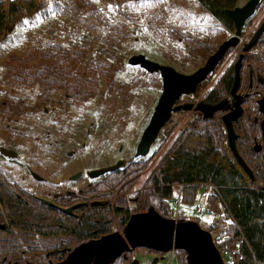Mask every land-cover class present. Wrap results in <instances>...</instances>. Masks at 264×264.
Returning a JSON list of instances; mask_svg holds the SVG:
<instances>
[{"label": "trees", "instance_id": "16d2710c", "mask_svg": "<svg viewBox=\"0 0 264 264\" xmlns=\"http://www.w3.org/2000/svg\"><path fill=\"white\" fill-rule=\"evenodd\" d=\"M52 1L64 17L73 13L75 17H81L86 25L69 28L70 38L65 42H59L47 37L52 27L51 20L58 21L59 16H62L48 17L50 2L3 0L0 2V51L7 50L9 43L21 45H18L13 52L23 51L27 45L37 44L39 47L45 46L42 49L48 56L49 53H54L53 58L59 59L58 52L63 49L62 44L73 47L77 44L79 46L75 47L74 56L81 54L83 57V49L91 47L90 43L87 44L89 31L99 30L103 32L102 48L92 54L93 60L96 59V54L99 55L100 70L109 62L112 64L116 58L115 49H122L120 45L124 44L123 39L127 37L131 43L140 45L139 51L144 52L151 59L163 64H172L178 70L189 69L187 71L192 72L220 44L217 42L219 36L215 33L219 27L210 24L222 18L228 20L227 25L232 23L228 15L215 11V8L221 6L231 8L237 3V0ZM262 3L264 0H261L256 12ZM168 7H175L180 16L175 17L167 12ZM251 17L253 15L246 21L247 26L251 22ZM187 18L195 20L193 26L196 28L195 31L183 28L184 24L178 21ZM231 30H234L233 26ZM262 40L264 33L259 41ZM143 43L145 46L142 47ZM149 46L155 47L154 50ZM110 49L113 53H110ZM71 51L72 47L65 49L63 59L65 62L67 60V64L70 58L68 53ZM13 52L9 53L12 57ZM254 56L252 52L247 54L248 59ZM263 56L264 54H258L260 61H263ZM43 57L49 67L50 56ZM126 61L128 60L124 62L127 63ZM112 70L114 75L119 74L115 67ZM158 73L160 72L152 74ZM233 80L230 67L218 77L204 99L210 102L219 101L228 93ZM255 96L257 95L248 98L247 110L234 125L239 134L236 141L238 152L254 172L253 178L233 156L232 148L227 142L224 122L219 114L216 112L212 117H204L200 112H193L190 124L176 133L156 166L148 173L142 190L137 191L132 198L126 195L138 178V174L150 163L153 154L170 138L169 133L158 140L156 149L151 153L145 156L134 155L128 163L108 174L100 175L92 185L87 186L81 200L88 203L76 208L79 212L78 216L67 215L64 233L60 224L37 225V231L42 234L38 236L34 233L32 237L21 241L25 251L21 252L23 259L20 264H58L80 243L113 231L111 223L116 216H122L120 226L123 228L131 213L145 211L149 205H154L159 214L174 217L170 200L180 194L182 204L195 202L196 193L202 185L211 188V191L205 195L206 206L212 209L217 203H221V207L228 214L229 221L221 215L209 226L207 225L209 230L226 229L229 238L227 245L220 246L219 241L217 244L221 251L226 247L234 249L236 251L234 264H264V149L255 150L253 144L254 137L262 134L257 120L253 118L255 114L259 118L261 116ZM91 97L92 95H89V99ZM116 193H119L118 197L116 196V202L112 204L110 201ZM103 199H107L108 203L91 204L93 200ZM131 202H134V207L130 206ZM42 208L39 209L41 219L44 217ZM218 210L219 208H215V211ZM53 214L60 212L51 209V219ZM175 214L177 218H186L183 207L175 210ZM48 235L52 238L47 239ZM61 245L67 247L64 253L59 251ZM142 249L163 254L152 248L142 247ZM54 250L56 256L52 252ZM49 251L52 253L47 256ZM172 253L178 258L177 264H186V253L182 248L174 249ZM131 254L132 252L127 251L126 256L121 255L111 264H126L132 260Z\"/></svg>", "mask_w": 264, "mask_h": 264}, {"label": "rangeland", "instance_id": "374dc122", "mask_svg": "<svg viewBox=\"0 0 264 264\" xmlns=\"http://www.w3.org/2000/svg\"><path fill=\"white\" fill-rule=\"evenodd\" d=\"M1 1L3 0H0V2ZM37 1L39 2L41 0ZM47 1L50 2L47 13L48 17L53 18L56 15H62L59 16L58 21L51 20L52 27L47 37H51L59 42H65L70 38L69 28L74 29L83 26L84 23L82 22V18L75 17L73 13L64 17L52 0ZM246 1L247 0H239V3H244ZM131 12L132 11H129V13ZM167 12L175 15V17L180 16L175 7H168ZM263 17L264 3H262L256 15L254 14L253 17H251V22L248 23L247 29L242 36L244 37L243 39L249 37L250 32L258 27V23ZM178 21L184 24L183 28L192 31L196 30V28L193 27L195 25L194 19L188 20L187 18L182 20L179 19ZM182 25H180V27H182ZM210 25H213V23ZM229 31L230 30L224 28V26L216 29L215 33L219 36L217 42L221 43L223 37L230 34ZM89 35L87 44L90 43L91 47H85V49H83V57L81 54L80 56H74L76 53L74 49L79 45L75 44V47L67 44L61 45L63 49H71L72 47V51L68 53L70 56V58L68 56V64L66 60V66H63L61 72L58 71L57 73L54 72L55 70L52 67H47V63H45V58L43 56H49L45 51L43 52L42 47H45L44 45L39 47L37 44H30L23 48V51L17 50V52H13L18 45H21L19 43H9L7 50L0 51V109L8 106L11 107L12 101H16L20 95L26 102V110L36 109L35 111L37 112H33L30 118L21 119L19 123L24 125L27 124L29 127L34 128L35 132L40 134V140L46 139L47 133L51 135L50 138L52 139L50 140H58L52 144L53 151L51 150L53 159H51L52 163L50 164L51 169L55 172L48 170L44 174H63L66 178L73 172L82 168L85 170L86 168L105 166L114 163L120 158L125 159L126 162L130 161L134 157L136 143L140 140L142 130L146 127L150 114L154 111L153 107L158 100L161 86H163L159 73L152 74L150 71L142 69L136 64L129 65L124 62L126 59H129L130 54L135 52L142 53L139 51L141 46L131 43V40L129 38L128 40L127 37L123 39L124 44L121 43L120 45L122 49H115L116 58L112 61V64L109 62L107 65H104L102 70L98 69L99 55L96 54V59L93 60L94 56L92 53L102 48L101 38L103 32L99 30L89 31ZM143 46H145V43H143L142 47ZM149 48L154 50L155 47L149 46ZM81 50L79 51L81 52ZM11 52L14 53L13 57L9 54ZM110 53H113L112 49H110ZM235 56V48L226 53L225 57H223L216 67L218 69L214 70L215 73L208 75L205 81H201L198 85L194 93L196 94V99L206 94L205 92L211 84H213L215 81L214 79L228 67L227 65L233 63ZM52 59L53 56H50V61L48 62L50 63ZM113 67L118 70V75L113 74ZM179 70L184 72L189 69L182 70L179 68ZM44 75H50V78L53 79H56V76H63V78H66L62 83H65L64 86L62 85L58 88L57 98L61 103L51 102V104H46V100H43L44 96H35V94H33L34 90H42ZM65 85L68 88H66ZM86 93H88V95H85ZM65 94H67V96ZM89 95H92L90 99ZM65 97H67L68 103H66ZM4 102H6L5 106H3ZM75 106H79L83 114L72 108ZM46 107L48 110L47 112L44 110ZM62 108H71L73 110V112L65 116L64 123L68 132L72 131L73 128L79 124L78 131L68 133L69 136L67 137L62 135L57 137L55 135L56 133L51 130L49 124H47L48 116L54 112H57L56 115H59L58 113ZM1 113L2 111H0V123L15 122V118L11 120L6 118L1 119ZM186 116L187 114L180 115L179 120H174L173 124L164 126L163 130H160V139H163L167 133L173 136L157 149L158 151L153 154L148 166L138 174L139 176L135 179V183L126 193L128 197L132 198L137 191L143 189L142 185L147 179L148 173L156 166L162 153L166 151L167 145L177 132L190 124V115L187 116L188 122L186 125L184 120H182V117L186 119ZM72 135H76L74 138L77 142L70 141V136ZM32 136L33 138H37L34 134H32ZM80 137H82L83 143L80 141ZM59 140L69 142L61 145ZM158 140L151 145L152 150L149 153L156 149L155 146ZM45 144H47V146L50 145L49 142ZM71 151H74V153H68ZM36 156L39 157V159L36 158L35 167L37 171L43 172L44 155L43 153L39 155L38 152ZM84 180H86V178L82 181ZM259 183H261V181H259ZM79 184H81V181ZM69 187L70 185H68V189ZM208 191H211V188L202 185L196 193L195 202L181 205L184 209L185 219H194L202 227L209 226L212 221L218 219L221 215L225 219H228V214L223 210V207H221V203H217L215 206V208H219L218 211H215V208L210 209L206 206L205 195ZM118 194L119 193H116L115 196H113L114 200L112 201L114 203L116 202L115 200ZM170 201L173 209L172 214L176 217L175 202L173 199ZM130 206L134 207V202H131ZM121 217V215L120 217H115L114 221L111 223V229H116V231L123 230L120 226ZM222 230L227 234L226 229ZM216 243L218 244L217 239ZM136 249L132 252L131 259L139 258V264H177L178 258L176 254L174 256L172 253L173 250L164 252V259L159 258L154 262L153 259H155L156 256L153 251H146L142 249V247ZM129 262L130 260L126 264H129Z\"/></svg>", "mask_w": 264, "mask_h": 264}, {"label": "flooded vegetation", "instance_id": "af4514ba", "mask_svg": "<svg viewBox=\"0 0 264 264\" xmlns=\"http://www.w3.org/2000/svg\"><path fill=\"white\" fill-rule=\"evenodd\" d=\"M244 3H241V2L239 3V0H237V3L234 4L233 7H235V5L244 4ZM260 4H261V1H260ZM256 10L254 13L255 15L257 13ZM227 22H228L227 19L222 18V20L220 21H214L213 25L219 28L224 26V28L230 30L229 31L230 35L227 36V37H230L232 34H234V31L236 30V26H234L233 21L231 25H229V23L227 25L226 24ZM260 22L258 23V26ZM232 26L234 27V30H231ZM246 29H247V25L245 22V27L243 31H241V34L239 35V39H240L239 42L236 43V45L231 48V49L235 48V52H236L234 61L232 64L227 65L228 67L224 69L225 71V70L230 69L231 67L232 77L234 76V71H235L234 63L239 57V55L243 52L242 51L243 44H245L249 40V37L245 39H243L244 37H242ZM251 33L252 32H250V34ZM225 38H223V40ZM230 50L228 49L225 52V55ZM250 52L255 54L254 58L252 59L247 58V54ZM58 54L60 58L59 59L53 58L51 62L48 64L50 65L49 67H52L55 70L54 71L55 73H57L58 71L61 72V69H63V66H66L65 60L63 59V56L65 54V49L60 50ZM258 54H264V40L262 41L258 40L257 43H254L249 48V50L245 52L244 57H242V60H241L242 66H241V69L239 70L241 80H240V83H238L237 92L244 93V94L248 93V96L243 98L242 105L244 109L239 115L238 117L239 119L241 115L247 110V107H248L247 100L249 97H251V95H257L255 96L256 104H257V100L260 97L264 96V56H263V61L262 60L260 61L258 58ZM53 55L54 53H49V56H53ZM216 69L218 68H215L214 70ZM214 70L211 71L212 74L215 73ZM224 71H222L219 74V76L222 75ZM187 72H190V71H187ZM211 73L209 75H211ZM217 78L214 79L215 81L213 82V84H215ZM65 79L66 78H63V76H60V77L56 76V79H53V78H50V75L48 76L44 75V83L42 86V90H37V92H35L34 90L33 94H35V96H41V97L44 96L43 100H46V104H51V102L61 103V101H59L57 98V94H58V88L62 85L64 86L65 83L64 84L62 83L65 81ZM213 84H211V86ZM211 86L205 92L206 94L203 95L201 98H198V99L195 98L196 94L194 93L196 92V89H197L196 87L195 91L192 94L185 93L184 95L180 97V99H177L175 103L181 104L185 102H191L193 104H196L199 100H204L207 103L216 102V101L210 102L204 99L205 96L207 95L208 90L211 88ZM230 88L228 90V93L220 99L222 100L226 98L225 102L222 104L223 109L214 111L212 113V116L217 112L221 118L222 115L225 113V111L230 109L229 104H231V100H232V94L230 92ZM65 95L67 96V94ZM185 95H187L188 97L186 98ZM65 98H66V103H68L67 97ZM25 103L26 102L23 99V97L19 95L16 101L15 100L12 101L11 107L8 106L9 108L3 107L1 108L2 110L0 109V111H2L1 119L6 118L8 120H11L15 118V122H6V123L1 122L0 123V264H20V262L22 261L21 259H23L21 252L25 251L23 249V244L21 243V241L26 240L27 237H32L34 233H36L38 236L42 234V232L37 231V225H39L40 223H44V224L46 223V225H50L51 223H53V225L60 224V226L63 227V233H64L65 231L64 227L67 221V215L78 216L79 212H78V209L75 208L73 210V214H68L63 209L69 206H72L74 204H77V203H88V201L83 200L84 201L83 202L81 200L82 193L87 186L92 185V183L95 182L98 178V177L91 178L88 174L95 169L107 167L108 165H110L108 164L105 166L86 168L85 170H83L82 168V169H79L73 172L70 176L66 178L63 174H44L48 170L49 171L51 170V172H55L54 170L51 169L50 163H52L51 159H53V156H51V153L53 151L52 144L54 142H57L58 140H50L52 139L50 138L51 136L50 133L46 134L47 136L46 139L40 140L39 139L40 134L38 132H35L34 128L29 127V125L27 124L24 125L22 123H19L21 119L24 120V119L30 118L33 112H37L35 111L36 109H29L33 111H29L27 109L28 110L27 111L26 110L27 106L25 105ZM5 105H6V102L3 103V106ZM72 108L80 112L81 114H83L79 106H75ZM44 110L45 112H47L48 111L47 107ZM258 111H259V104H258ZM71 112H73L71 108L69 109L62 108L60 109V112L58 113L60 116L56 115L57 112L51 113V115L48 116L47 124H49L50 129L56 133L55 135L57 137L58 136L60 137L61 135L67 137L69 136L68 133L78 131L79 124L76 125L73 128V130L70 132H68L67 129L65 128V123H64L65 118H66L65 116L70 114ZM193 112L199 113L200 110L196 111V110L189 109V110H182V111H174L172 112L171 116L176 113L180 115L188 113L190 116H192ZM259 113L261 114L260 111ZM253 118L257 120L258 125H259L263 117H262V114L260 118L257 116V114H255ZM239 119L237 121H234L233 127L236 123L239 122ZM164 126L160 130H163ZM234 130H235V127H234ZM32 134H34L35 137L37 136V138H33ZM158 135L159 136L155 140V143L158 139H160L159 138L161 136L160 132ZM74 136L76 135L70 136V141L77 142ZM261 136L259 137L255 136L254 142H255V139L257 138L258 143L262 144ZM80 138H81L80 141L82 142V137ZM59 141L61 142V145L67 144L69 142V141H63V140H59ZM47 142L50 143L49 146L45 144ZM151 145H150V148H151ZM151 150L152 148L150 149V151ZM38 152H39V155H41V153H43L44 155V171L43 172L39 170L37 171L35 167L36 158L39 159V157L36 156L38 155ZM68 153L73 154L74 151H71ZM123 160L124 162L122 165H124L125 163H128L125 161V159ZM110 171L112 170H108L107 172H104L103 174H108ZM85 178L86 180L82 181ZM80 181H81V184H79ZM68 185H70L69 189H68ZM103 200H107V199H103ZM112 200H114V197H112L110 201V203L114 204ZM107 203H108V200H107ZM41 207H43L42 209L44 210V217L42 219H41V214L39 212V209ZM51 209H54L60 212V214H53L52 219H51ZM55 236L57 237V235ZM62 237H65V236L62 235ZM46 238L50 239L52 238V236L48 235ZM66 249H67L66 246L61 245L59 251L60 253H64ZM52 252L54 256H56V250ZM52 252L51 251L47 252V256L50 255ZM154 254L156 257H161L164 255V254H157L156 252H154ZM50 262H52L51 259H50Z\"/></svg>", "mask_w": 264, "mask_h": 264}, {"label": "water", "instance_id": "95a60500", "mask_svg": "<svg viewBox=\"0 0 264 264\" xmlns=\"http://www.w3.org/2000/svg\"><path fill=\"white\" fill-rule=\"evenodd\" d=\"M261 0H248L244 4L235 5L233 8L217 7L215 11L225 13L233 21L236 30L234 34L227 37L223 42L214 49L208 58L193 72L180 71L173 65L163 64L158 60L155 61L143 53H132L127 61L129 65L136 64L140 68L150 71V73L159 71L161 76V91L158 100L154 105V111L150 114L146 127L142 130L141 138L136 143V152L134 155L145 156L150 151V145L158 138L160 129L166 125L172 112L182 110H196L202 112L204 117H211L216 110L223 109L222 104L225 99L220 101L207 103L199 100L196 104L185 102L181 104L175 103L185 93L192 94L197 85L201 81H205L207 76L213 71L217 64L222 60L225 52L239 42V35L245 27V22L255 13V10ZM264 32V18L260 22L258 28L253 30L249 36V40L243 44L242 53L235 61V71L233 76V84L230 92L232 100L230 109L222 115L225 130L228 134L227 141L232 148L233 156L239 161L240 165L250 175L255 176L254 172L247 165L246 159L238 152L236 139L238 137L233 124L237 121L243 108V98L248 93L237 92L238 83H240L241 60L246 51L257 43L259 37ZM259 111L262 114V120L259 123L262 131V144L258 143L257 138L254 142L255 150L264 148V96L257 100ZM121 158L107 167L95 169L88 175L91 178L100 177L108 170H115L123 164ZM50 203V202H49ZM51 204V203H50ZM87 203H77L63 210L68 214H73V210ZM92 205L107 204V200H93ZM130 218L125 221L123 230L114 229L110 233L103 234L84 241L71 249L68 255L58 264H111L115 259L126 256V252H133L138 247L154 249L157 252L164 253L177 248H182L186 253V264H226L223 259V253L216 245V239L212 237L207 227L200 226L194 219H181L177 217H168L159 214L154 205H149L145 211H136L130 214ZM165 255L155 257L153 261L159 258L164 259ZM139 258H133L129 264H139Z\"/></svg>", "mask_w": 264, "mask_h": 264}, {"label": "built area", "instance_id": "2783aa9c", "mask_svg": "<svg viewBox=\"0 0 264 264\" xmlns=\"http://www.w3.org/2000/svg\"><path fill=\"white\" fill-rule=\"evenodd\" d=\"M186 114H187V116L189 115L188 113H186ZM187 116H186V119L182 117V120H184L185 125L188 122ZM176 119H178V120L180 119V114H178V113L173 114L169 118L168 122L166 123V126L173 124V121ZM172 136L170 137V139L172 138ZM173 200L175 202V208H176V210H178L179 206L182 204V201L180 200V194L176 195ZM209 231L211 232L212 237L214 239H217V241H219L220 246L227 245L228 238H227V234L224 233V230L216 228V229H211ZM219 249H220V247H219ZM220 251H221V249H220ZM221 252L223 253V256H224L223 259L226 262V264L236 263V258H235L236 251L234 249H232L231 247H226L224 249L222 248Z\"/></svg>", "mask_w": 264, "mask_h": 264}, {"label": "crops", "instance_id": "0c3cea01", "mask_svg": "<svg viewBox=\"0 0 264 264\" xmlns=\"http://www.w3.org/2000/svg\"><path fill=\"white\" fill-rule=\"evenodd\" d=\"M179 207H181V205Z\"/></svg>", "mask_w": 264, "mask_h": 264}]
</instances>
